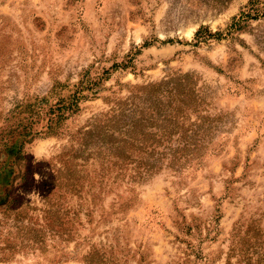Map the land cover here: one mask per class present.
<instances>
[{
  "label": "rangeland",
  "instance_id": "1",
  "mask_svg": "<svg viewBox=\"0 0 264 264\" xmlns=\"http://www.w3.org/2000/svg\"><path fill=\"white\" fill-rule=\"evenodd\" d=\"M4 137L0 264H264V0H0Z\"/></svg>",
  "mask_w": 264,
  "mask_h": 264
},
{
  "label": "trees",
  "instance_id": "2",
  "mask_svg": "<svg viewBox=\"0 0 264 264\" xmlns=\"http://www.w3.org/2000/svg\"><path fill=\"white\" fill-rule=\"evenodd\" d=\"M201 32V29L200 31H196V33L194 34V36H198V34ZM162 91H165L167 92V94L171 93L174 91V93L176 94V96L178 97L180 95V90H162ZM76 93H79L76 91ZM168 94V95H169ZM79 100V96H75L73 95V97L71 98V101L66 105V106H60V107H52V106H49L47 109L45 108H42L40 106H36L35 107V112L33 111H27V116L25 118H21L19 120H17L16 124L13 125V133H21V132H30L31 131V128L33 126V121L35 119H45L46 123L48 122V126L46 128L48 129H53L56 127V123L58 122V120H62V118L64 117V114H67L68 112L71 113L72 112V107L73 108H76V103L78 102ZM6 136V135H5ZM10 141V138H1L0 139V168L4 165V160L1 156L2 152L5 151L6 154H7V151L10 153L12 152V148H8V143ZM186 147H189L190 146V143H186L185 144ZM185 146H183V150H186L188 148H186ZM195 146V142L192 143L191 145V148L189 151L191 153H194V150L193 149ZM182 150V151H183ZM14 155H18V151H14L13 152ZM169 160L172 161V163H174V160H175V153H170L169 155ZM149 170L146 169L145 173L148 172ZM176 171V170H175Z\"/></svg>",
  "mask_w": 264,
  "mask_h": 264
}]
</instances>
